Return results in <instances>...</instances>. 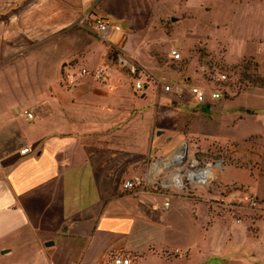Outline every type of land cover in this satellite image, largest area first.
<instances>
[{
  "label": "crops",
  "instance_id": "1",
  "mask_svg": "<svg viewBox=\"0 0 264 264\" xmlns=\"http://www.w3.org/2000/svg\"><path fill=\"white\" fill-rule=\"evenodd\" d=\"M164 1L0 0V264H107L115 254L131 264H253L264 252V220L254 237L196 195L122 188L185 137H227L214 129L213 114L235 108L230 99L196 104L187 88L162 89L189 84L191 75L182 76L193 64L172 67L170 49L185 50L166 23L173 14ZM214 2L228 16L217 28L233 31L216 39L224 60L253 58L262 69L264 0ZM87 12L108 22L105 39L91 19L83 22ZM233 44L240 49L230 54ZM116 52L127 65L114 64ZM68 63L112 71L105 82L84 76L67 86ZM142 74L155 82L137 90ZM184 114L188 133L178 129ZM222 171L220 182L243 185Z\"/></svg>",
  "mask_w": 264,
  "mask_h": 264
},
{
  "label": "rangeland",
  "instance_id": "2",
  "mask_svg": "<svg viewBox=\"0 0 264 264\" xmlns=\"http://www.w3.org/2000/svg\"><path fill=\"white\" fill-rule=\"evenodd\" d=\"M214 1H164L165 13L170 10L173 14L166 23L170 24L172 34L179 37L185 50L183 54L181 53L180 61L172 62V67L177 70L190 66L189 64L193 62L192 67L187 69L188 73L183 74V81H185V76L190 74L189 84L206 85L207 75L204 70L208 69L211 73L226 72L231 82L242 86L235 96L226 100L234 104L235 108L217 109L216 114H213L214 129L220 135L227 137L211 141L206 137L200 138L192 135L185 137L179 147H187L199 158H219L227 163L222 171L223 178L230 181L238 180L246 187L235 183L223 184L218 178L209 187L196 188L195 194L200 200L209 201L212 207L216 206V212L221 220L231 219L237 223L244 222L252 235L257 237L258 224L264 220V197L253 195V193H264V178H262L264 167L260 166L261 159L264 163V89L247 83L243 74L245 72L264 76V66L260 69L259 64L253 58H245V60L250 59V63H246L248 61L244 59L237 63H227L224 60L223 53L226 47L216 44V39L222 34L228 38L233 31L230 32L229 27L226 31L225 28L221 30L217 28L216 25L222 22L219 21L228 19V16L223 5L218 6ZM203 4L210 7L209 10L205 9ZM230 19L233 20V17ZM207 44H215L216 48L211 49L207 47ZM239 49L233 44L229 47V52L235 54ZM117 63L118 61L114 59V64ZM253 65H256V68ZM126 69L130 71L129 67ZM142 80L146 81L144 75H142ZM185 99L180 98L178 101L182 102ZM239 115V118L242 116L245 118L244 121H239L237 118ZM189 123L190 116L181 115L179 131L188 133ZM249 152L255 156L254 161L245 159ZM250 196H255L257 199L255 206L247 203ZM225 203L228 206L229 204L234 205V210H231L233 207H225ZM237 219L240 221L238 222ZM252 263L264 264L263 250L253 255Z\"/></svg>",
  "mask_w": 264,
  "mask_h": 264
},
{
  "label": "built area",
  "instance_id": "3",
  "mask_svg": "<svg viewBox=\"0 0 264 264\" xmlns=\"http://www.w3.org/2000/svg\"><path fill=\"white\" fill-rule=\"evenodd\" d=\"M92 20V25L95 30L102 36L103 39L107 37L108 30L110 28L108 22L100 17H93L90 12L85 13L83 22L86 23ZM171 59L175 62L180 61L181 52L172 48L169 51ZM128 62L125 61V65ZM63 81L67 86H74L84 76H92L98 82H105L108 79L112 68L109 64L104 66L90 69L82 64L68 63L63 66ZM206 71L207 83L206 85L200 84H185L181 82L176 83H163L162 89L166 92H176L181 94L187 88L192 99L196 104L205 103L208 99L221 100L235 96L242 88L241 85H235L231 82L226 72L211 73L208 69ZM203 72V74H204ZM142 75L146 78V81L142 80ZM140 77H136L135 88L141 90L144 84L155 82L151 77L146 74H142ZM235 85V86H234ZM245 86V84H242ZM234 86V88H233ZM25 114L29 118H33L34 114L31 111L24 110ZM181 147H177L171 152L163 155H156L147 163L142 175L135 179H127L124 181L122 188L126 192H138L140 190L151 188L157 191L166 193L181 192L189 196L196 195V188H204L211 186L218 180V174L226 166V162L223 159H208L199 158L194 153H191L186 147L182 152L179 151ZM29 151V147H25L21 150V153ZM248 204L255 206L257 199L255 196H250ZM169 201L164 202V207H168ZM224 205V203L222 204ZM225 207H233L229 204ZM239 222L240 219H237ZM171 253L183 256L184 252L179 249H174ZM107 264H131L130 257L124 254H115L109 256Z\"/></svg>",
  "mask_w": 264,
  "mask_h": 264
},
{
  "label": "trees",
  "instance_id": "4",
  "mask_svg": "<svg viewBox=\"0 0 264 264\" xmlns=\"http://www.w3.org/2000/svg\"><path fill=\"white\" fill-rule=\"evenodd\" d=\"M245 61H248L246 63H250L251 62L250 59H247ZM253 66L256 68V65H253ZM246 68H248V67H246ZM243 76L245 77V79H247L246 82L249 83L250 85L264 89V76L263 75L247 74V73L244 72Z\"/></svg>",
  "mask_w": 264,
  "mask_h": 264
},
{
  "label": "water",
  "instance_id": "5",
  "mask_svg": "<svg viewBox=\"0 0 264 264\" xmlns=\"http://www.w3.org/2000/svg\"><path fill=\"white\" fill-rule=\"evenodd\" d=\"M171 20H175V19H174V18H171ZM114 55L117 56V61H118V63H119L121 66H124V64H125V59H124V57H123L119 52H116ZM160 133H161V131H160ZM50 244H52V242H50Z\"/></svg>",
  "mask_w": 264,
  "mask_h": 264
},
{
  "label": "bare ground",
  "instance_id": "6",
  "mask_svg": "<svg viewBox=\"0 0 264 264\" xmlns=\"http://www.w3.org/2000/svg\"><path fill=\"white\" fill-rule=\"evenodd\" d=\"M186 147H182L179 151L182 152Z\"/></svg>",
  "mask_w": 264,
  "mask_h": 264
},
{
  "label": "flooded vegetation",
  "instance_id": "7",
  "mask_svg": "<svg viewBox=\"0 0 264 264\" xmlns=\"http://www.w3.org/2000/svg\"><path fill=\"white\" fill-rule=\"evenodd\" d=\"M114 57V59H116L117 60V56H113Z\"/></svg>",
  "mask_w": 264,
  "mask_h": 264
}]
</instances>
